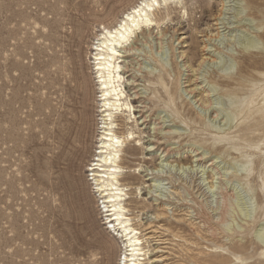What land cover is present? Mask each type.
<instances>
[{"label": "rangeland", "instance_id": "1", "mask_svg": "<svg viewBox=\"0 0 264 264\" xmlns=\"http://www.w3.org/2000/svg\"><path fill=\"white\" fill-rule=\"evenodd\" d=\"M105 1L0 0V264H117L121 254L119 241L103 225L98 208V205H103L92 189L91 173L87 172V165L94 153L96 132L93 126L85 128L82 133L77 132L80 125L88 124L91 117H96L94 100L98 91L88 47L93 42V35L101 30V23L115 26L122 13L138 0H107L110 5L100 4ZM254 1L225 0L226 25L220 28L219 38L222 41L218 39L209 45L212 53H215L213 58L216 65L203 68L202 79L207 85L204 82L202 85L208 90L216 85L215 94L213 90L210 93L213 94V107L219 108L221 114L217 113V119L206 114L205 120L198 121L199 125L191 133L179 121L167 119V125L176 132L170 136L167 147L172 149V154L167 162L162 163L166 165L165 171L171 180L163 181L170 184L161 185L156 194H167L168 204L173 208L168 213L170 215L172 212L171 217L176 220L179 218L184 232L174 225L167 227L161 222L167 229L164 233L167 236L163 237L168 240V245L165 253L156 254L155 246L150 248L151 251L155 248V251H149V257L166 258V261L156 264H264V241L257 236L258 230L264 228V126L263 130L252 134L248 132L247 138L243 132H238L230 134L228 142L212 145L219 131H226L237 122L234 120L230 124L225 116H230L238 106L240 97L228 94L231 93L230 89L222 85L224 79L221 76L225 74L237 79L244 75V64L251 58L249 54L253 58L260 57L261 53L264 55V51L252 49L248 52L238 45V42L253 38L263 43L259 46L264 48V38L258 33L260 28L264 32V0ZM196 2L184 0L192 19L198 21L204 16L202 21L194 27L193 20L186 22L185 13L180 28L174 25L176 22L173 23L174 29L169 27L162 49L164 52L158 51V59L165 60L173 79L177 71L174 55L183 51L188 54V60L196 64L200 60V52L199 48L193 49V44L202 45V41L206 40L202 32L211 27L214 16L221 10L220 0H210L212 8L203 10ZM107 5L111 8H106ZM110 9L111 14L101 22L105 10ZM78 26L83 28L79 39L74 37ZM210 33L215 31L211 30ZM181 36L185 37L183 48L176 41ZM149 51L148 47L145 48V52ZM193 51L198 54L194 56L196 58L191 56ZM142 55L139 59L145 58ZM147 60L151 66L154 64L151 58ZM177 62L182 65L178 59ZM130 63L135 61L131 60ZM185 74L183 72L181 82H184ZM212 78L216 81L212 82ZM180 90L183 91L182 88ZM188 101L193 109L204 115L199 106L192 103L191 97L185 94L183 102L182 98L176 97L182 114L188 113ZM144 102L148 101L144 99ZM132 103L135 110L140 109L138 102ZM148 106L152 107V104ZM159 112L160 109H157L156 115ZM249 115L242 128L257 125L258 117L250 115L248 118ZM241 118L239 116L238 120ZM90 123L93 125V122ZM238 129L233 128L230 132ZM213 131H217V134ZM194 149L206 154L207 158L202 163L193 162L194 153L190 151ZM211 161L215 162L216 167L207 166ZM145 165L153 170L150 164ZM180 175L186 182L194 177L213 207L218 195L210 193L208 187L213 185L216 190L220 182L227 181L226 188L234 195L232 201L236 203V214L231 219L234 227L242 224L243 216L257 219L259 223L243 239L209 238L203 232L205 228H200L202 223H192L186 216L187 211L193 210L188 209L187 205L192 206L193 201L197 200L195 203L199 206L201 198L195 195L193 200L192 195L180 196L186 192L181 189V181L175 182ZM132 180L128 179L127 182L136 187L137 182ZM151 182H146V186ZM142 189L136 200V194L132 191L130 205L142 209L136 211H141L143 215L139 218L144 223L152 218L157 207L152 206L149 188ZM167 191H173V195ZM135 201H141L143 205H136ZM197 229L199 232L195 235ZM177 234H184L186 240L179 239ZM240 239L238 245L242 247H237L234 243ZM218 247H224V250Z\"/></svg>", "mask_w": 264, "mask_h": 264}, {"label": "bare ground", "instance_id": "2", "mask_svg": "<svg viewBox=\"0 0 264 264\" xmlns=\"http://www.w3.org/2000/svg\"><path fill=\"white\" fill-rule=\"evenodd\" d=\"M250 1L255 2L254 0ZM196 3H198V7L201 10L212 8L210 0H197ZM220 3L221 10L217 16H214L212 25H210V28L213 27L215 29H210L208 27L207 31L202 32L206 40L202 41L200 47L196 46V42L193 44L194 50L195 48H199L200 60L196 64L192 63L193 61L188 60V54L186 53V55L183 51L178 52L176 56L174 55L177 67L175 79L171 77L165 60L163 58L158 59V55L160 56L158 51L164 49L163 46L165 45L169 27L170 29H174V22H176L174 25H178V27L181 26L184 23L185 13L187 17L186 22L193 20L194 27H196L199 21H202L204 17L203 16L198 21L192 19L191 13L187 12L188 9L186 5L188 4L184 3V0H138L137 3L122 13L121 18L117 20V22L115 21V26H112L110 23L106 25L101 23V30L97 33L94 32L93 42L88 46L90 48L89 59L92 61L91 68L95 76L94 83L98 91L96 99L94 100L96 105V117H91L88 122L90 126L88 124L80 125L77 132L82 133L85 128L88 129L92 126L96 132L94 153L87 165V172L91 173L92 189L94 193L98 194L101 199V204L103 205H98L99 211L102 214L103 225L106 226V230H108L109 234H111L115 240H118L120 244L119 248L121 254L118 256L117 264H156L166 261V258L163 256H159V258L149 257V251L153 252L156 248V254L165 253L164 249H167L166 245H168V240H165L163 237L167 236L164 234L167 232V229L164 227L165 224L166 226L174 225L175 228L181 230V221L179 218L178 221L176 218L174 219L171 217L172 212L170 215L168 213L173 208H170L168 204L169 197L167 194H156L161 185L170 184L163 181L168 179L171 180L170 176L166 174V165L162 163H165V161L167 162L172 154V149L167 147L171 139L170 136L176 132H173L171 127L167 125V119L170 118L172 121H179V123L184 125L186 130L188 128L191 133V131H193L192 129H194L196 125H199L198 121L200 123L205 120L203 118L206 117V114L212 116V119H217L219 116L217 113H220V109L213 107V94L210 93L213 90L215 94L216 85L212 86L210 90L206 89L205 86L202 85V82H204L202 73L203 68L206 66L216 65L213 58L215 53H212L213 51L209 48V45L212 41L215 42L221 38L220 28L225 24L224 12L227 2L225 3V0H220ZM100 4L106 5L109 4V2L107 1L106 3ZM106 8L109 9L111 6L109 7L107 5ZM105 11L103 18L100 19L101 22L107 19L111 14L110 12H112L111 9ZM258 12L262 13L261 11ZM262 14L264 15V13ZM228 19L227 17L226 20ZM259 26L261 27V25ZM224 28L226 29V27ZM211 30H214L215 33H210ZM82 32L83 28L78 26L74 32V37H78V39L81 38ZM258 33L264 38V32H262L261 28L258 30ZM184 39L185 37L182 36L176 38L180 48L185 47L183 46L185 43ZM221 41L222 40H220V42ZM240 41L242 40L240 39ZM238 43L239 47L244 51L251 52L249 50L252 49L261 50V52L264 51V48H260L263 43H259L253 38H248V40L246 39L245 41L243 40L242 43ZM147 47L150 49L149 52H145V48ZM153 49L157 50V53L156 51L154 52ZM173 52H175L174 49ZM142 54H144L145 58L139 59V57L143 56ZM261 54L260 57L256 56V58H253L252 55L249 54V57H251L249 58L250 60L246 61V63L244 62L246 64H244L245 72L244 70L242 71L244 75L241 72L242 75L239 78L235 79L225 74L221 76L224 79L221 81L222 85L230 89L231 93L228 94H234L236 97L237 95L240 97L238 99V106L232 110L230 116L227 118V115L225 116V120L228 123L231 124L234 120H237V122L234 125L232 124L228 129H225L229 131H227L228 133L224 130L223 132L218 130V135L216 133L217 131H213L217 134V137L214 139L212 145L216 143H226L230 140V134L238 132H243V136L247 138L248 132L252 134L253 132L260 131L262 126H264V55ZM197 55L198 54L193 51L191 56L196 58L194 56ZM149 58H151L154 63L152 66L148 60L146 62V59ZM177 59L182 65L178 64ZM131 60H134L135 63H130ZM183 72H186V74L184 75V82H181ZM207 78L210 79L211 74ZM215 81L216 80L213 79L212 82ZM204 83L207 85L206 82ZM181 84H183V87H181ZM139 86H143V88L140 89ZM181 88L183 91L180 90ZM147 91L149 92L148 94ZM184 94L191 97L192 103L198 105L204 115L193 109L192 105H190V101L187 102V105H189L188 113L186 115L181 113V109L178 107V104H176V97H178V99L182 98L183 102ZM144 99L148 102H144ZM135 101L139 103L137 107L140 109H134L135 107L132 102ZM149 103L152 104V107L148 106ZM185 104L186 103H184V105ZM157 109H160V112L156 115ZM161 113H164V115L161 116ZM136 114L139 116H136ZM249 114L258 117V120H256L257 125H252L253 127L249 125L250 127L245 126L242 128L241 125H245V120ZM250 115L248 118H250ZM239 116H242V122L240 123H238V121L241 120H238ZM90 122H93V125ZM211 123H213V121ZM211 123L210 125H212ZM175 127L179 128L181 126ZM233 128L239 129L230 132ZM206 131L209 130L207 129ZM75 138H77V135ZM145 144L147 145L145 146ZM222 148H220V150ZM236 150L238 151V149ZM190 152L194 153L193 157H195V160L193 162L202 163L207 158L205 157L206 154L199 153L198 150L194 149ZM146 154H149V156H146ZM145 164L153 166V170H149L148 166ZM155 166H159L162 169H157ZM172 166L170 165V167ZM207 166L216 167L214 161L208 163ZM187 169L189 168L187 167ZM190 173H192V171ZM181 178L180 175V177L175 180V182L181 181L183 185L180 187L186 191L183 190L185 193H183V196H180L186 197L187 195H192L193 200H195V195L201 198L199 206L196 204L197 200L193 201L194 204H191L192 206L187 205L188 209L193 210L187 211L188 215L186 216H189V220L192 223H195V221H198V224L202 223L200 228H205L203 232H205L209 238L211 237L213 239L222 236L228 240L237 237L243 239L259 223L257 219L251 220L243 216L242 224L236 228L234 227L231 219L234 218L236 214L234 207L236 203L234 204L232 201L234 200V195L226 188L225 184L227 181L226 183L220 182L216 190H214L215 187L213 185L208 187L210 193L215 192V194L218 195L216 197V206L213 207V205L211 206V203L209 204L206 200V194L202 191L200 183H196L194 177L192 180L190 179V182L187 181L188 183ZM128 179L135 180L137 182L136 187H132L133 184L131 185L129 181L127 182ZM148 181L152 182L149 186H146V182ZM142 187L149 188V191H147L149 194H152V206L157 207L154 210L152 218H148L144 223L139 218V216L141 217V215H143L141 211H139L142 209L136 206L133 208L130 205V202H132L130 201L132 191L134 190L133 194H136V196H134L136 200L138 196H140L141 190H143ZM167 192L172 193L173 191ZM178 193L181 194L179 191ZM134 203L136 205L142 204L141 201H135ZM136 209L139 210L136 211ZM161 222L165 224L163 225ZM190 226H193V224ZM258 231L260 232L256 235L261 241H264V228ZM197 232H199L198 229L195 235H197ZM157 234H159V236H156ZM178 236L179 239L186 240L183 237L184 234L183 236L182 234ZM241 239L234 243L237 247H242V245H238ZM229 244L234 245L233 243ZM152 246H155V248L151 251L150 248H152ZM218 248L224 250V247ZM236 260H240V258L236 257Z\"/></svg>", "mask_w": 264, "mask_h": 264}]
</instances>
